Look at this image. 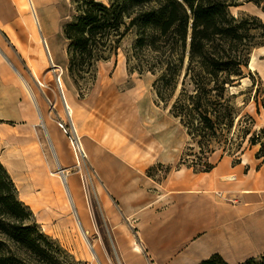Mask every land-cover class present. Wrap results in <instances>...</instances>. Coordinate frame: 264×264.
Here are the masks:
<instances>
[{
    "label": "rangeland",
    "instance_id": "obj_1",
    "mask_svg": "<svg viewBox=\"0 0 264 264\" xmlns=\"http://www.w3.org/2000/svg\"><path fill=\"white\" fill-rule=\"evenodd\" d=\"M71 1L43 0L37 9L50 31L58 23L63 39L58 32L56 37L66 53L63 26L76 14ZM18 2L10 4L13 16L3 18L5 29L0 28V62L6 67L0 73L15 75L20 83V89L4 93L13 104L0 112V160L13 179L19 199L29 207L31 221L45 235L81 264H188L191 249L206 234L186 231L191 220L213 213L217 223L227 226L236 222L239 209L245 205L257 213L258 204L245 201L241 194L245 189L238 186L244 176L264 166V159L257 158L262 145L253 147L250 136L244 141V135L239 134L240 127H246L244 120L229 134L230 150L220 145L213 147L215 152L210 155V163L216 167L225 158L230 159L231 166L239 163L241 167L196 174L188 165H180L185 153L192 154L189 147H195L193 154L200 150L191 146L187 131L169 108L157 101L153 89L156 77L129 73L125 51L134 40L129 36L119 56L99 66L97 82L83 99L76 88L66 89L67 102L74 111L71 121L65 115L55 71L45 58L31 9L26 0ZM236 2L238 6L231 8L233 16L264 23V0ZM258 39L261 45L252 51L246 78L232 87L231 93L237 96L240 116L254 119L252 133H258L263 144L264 39ZM18 42L44 54L37 75L46 87L39 86ZM17 71L32 87L37 105ZM75 136L94 155L106 157L83 159L77 165L69 144ZM59 171L74 176L81 187L88 212V228L84 227L96 248L95 255L83 239L61 181L51 175ZM229 177L235 181H227ZM227 184L236 187L229 189ZM171 236L180 238L166 244ZM136 245L141 253L135 251ZM239 263L237 260L235 264Z\"/></svg>",
    "mask_w": 264,
    "mask_h": 264
},
{
    "label": "trees",
    "instance_id": "obj_2",
    "mask_svg": "<svg viewBox=\"0 0 264 264\" xmlns=\"http://www.w3.org/2000/svg\"><path fill=\"white\" fill-rule=\"evenodd\" d=\"M258 3V1H255ZM75 15L63 26L67 41L68 75L84 98L97 82L99 66L126 49L130 74H152L160 104L187 131L192 154L180 165L196 174L210 173L213 147L230 150L232 133L242 121L239 134L264 159V143L252 133L254 119L240 116L231 93L246 78L254 48L264 39V23L256 18H236V0H72ZM256 99L259 98L256 96ZM264 136V130L261 132ZM264 139V137H263ZM230 144V145H229ZM242 149L241 143L238 145ZM194 157V159H190ZM191 160V161H189ZM162 166V165H161ZM151 176V175H150ZM32 213L0 160V264H81L57 241L31 221ZM200 264H230L215 253ZM239 264H264V255Z\"/></svg>",
    "mask_w": 264,
    "mask_h": 264
},
{
    "label": "bare ground",
    "instance_id": "obj_3",
    "mask_svg": "<svg viewBox=\"0 0 264 264\" xmlns=\"http://www.w3.org/2000/svg\"><path fill=\"white\" fill-rule=\"evenodd\" d=\"M26 1L27 5L31 9L37 36L42 44L45 58L52 68H59L58 72H56V70H53L55 71V81L61 100L63 92L67 102L66 89H75V86L72 84L68 75L67 53L64 51V48L62 46L60 47V44L56 37V32H58V37L62 38V32L57 26L58 23L55 24L52 31H50L48 29L47 21L43 18L40 19V17L38 16L37 9L42 7L43 0ZM0 28L5 29L4 22L1 19ZM30 28L33 31L34 27H32V25L30 26ZM19 47L25 57L29 59L30 64L35 71L34 76L38 81L39 86L46 87L37 75V68H39V63L45 60L42 51L33 48L32 46L27 47L24 44L20 43ZM10 65L12 66V64ZM16 73L31 100L35 105H37V97L34 94L32 87L26 81V79L23 78L20 72L17 71ZM67 105L68 108L65 107V115L67 118H69L71 115L73 119L74 111L68 102ZM69 144L73 151L77 165H81L83 159L90 158L92 160H99L106 157L102 153L99 155H94L91 149L87 147L76 136L69 139ZM53 152L57 157L56 150L53 149ZM51 175L52 177L58 178L61 181L67 199L69 201L70 208L82 233L83 239L87 244L89 250L95 255V253H97L96 248L89 240L88 230L84 227L85 224V226L88 228V212L81 197V187L79 186L77 179L70 174H62L61 171L52 173ZM227 181H235V178L229 177ZM227 186H229V189H233V187H236L230 184H227ZM241 194L243 195V199L246 201L249 198V194L251 193L248 190H244V192ZM252 214L253 211L251 210V208L245 205L241 209H239L236 222L227 226H222V224L217 223L215 220L216 215H214L213 213L207 214L205 218H195L191 220L186 227V231H206V234L204 238L191 249V257L188 264H200L202 262V259L208 257L214 251H219V254H223L228 257V259L230 260V262L228 263L230 264H235L237 260H241L244 258H247L246 260L253 258L251 257V255L256 253L261 247H264V223L262 220L256 219L253 223H247V218H249V216H251ZM228 216V214L225 215V218H227ZM179 238V236H171L166 244H173L174 241L179 240ZM135 251L141 253L142 249L139 245H136Z\"/></svg>",
    "mask_w": 264,
    "mask_h": 264
},
{
    "label": "crops",
    "instance_id": "obj_4",
    "mask_svg": "<svg viewBox=\"0 0 264 264\" xmlns=\"http://www.w3.org/2000/svg\"><path fill=\"white\" fill-rule=\"evenodd\" d=\"M16 3L15 5H19L18 0H0V19L2 20L3 18H10L13 16V9L10 7L11 3ZM0 69H5L6 67L0 62ZM20 89V83L18 79L16 78L15 75L9 74V73H0V112L3 110L4 106H8L12 103V99L10 98H5L4 93L11 91L12 89ZM4 95V97H3ZM54 138V137H53ZM55 140V138H54ZM241 167V164H233L231 166V161L230 159H223L218 167L215 166V168L211 171L213 172L214 170L220 169L221 172H228L229 169H237ZM253 167L251 168L250 173H252ZM210 172V173H211ZM236 172V171H234ZM204 174H209V173H204ZM239 187H242L245 190H248L251 194H249V198L246 200L247 202H255L258 204L257 207V213L252 214L249 216L248 222H255L256 220H262L264 223V166L260 170L256 168L254 174H251L250 176H244L241 183L238 184ZM219 253V251H214L212 252L208 257L202 259L201 261L209 258L211 255ZM256 253H264V247H261L258 249ZM251 257H254V255H251ZM248 257V258H251ZM247 259V258H246ZM241 259L239 260L240 262L246 260Z\"/></svg>",
    "mask_w": 264,
    "mask_h": 264
},
{
    "label": "water",
    "instance_id": "obj_5",
    "mask_svg": "<svg viewBox=\"0 0 264 264\" xmlns=\"http://www.w3.org/2000/svg\"><path fill=\"white\" fill-rule=\"evenodd\" d=\"M53 70H56V67H53ZM59 81V80H58ZM62 100H63V103L65 105L66 108H68V105H67V102H66V98L64 96V93L62 92ZM69 119L72 121V117L70 115Z\"/></svg>",
    "mask_w": 264,
    "mask_h": 264
},
{
    "label": "built area",
    "instance_id": "obj_6",
    "mask_svg": "<svg viewBox=\"0 0 264 264\" xmlns=\"http://www.w3.org/2000/svg\"><path fill=\"white\" fill-rule=\"evenodd\" d=\"M60 127L62 128V130L64 131V133L68 135V131L66 130V128L63 125H60Z\"/></svg>",
    "mask_w": 264,
    "mask_h": 264
}]
</instances>
